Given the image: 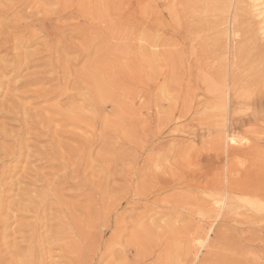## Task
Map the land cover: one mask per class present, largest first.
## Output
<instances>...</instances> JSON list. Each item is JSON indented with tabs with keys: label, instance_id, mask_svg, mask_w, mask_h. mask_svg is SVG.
Instances as JSON below:
<instances>
[{
	"label": "rangeland",
	"instance_id": "obj_1",
	"mask_svg": "<svg viewBox=\"0 0 264 264\" xmlns=\"http://www.w3.org/2000/svg\"><path fill=\"white\" fill-rule=\"evenodd\" d=\"M149 1L113 0L125 25L112 36L66 19L45 34L35 23L54 0H26L21 16L3 7L0 264H264V200L251 192L264 186V0H237L239 16L210 33L157 43L141 25ZM12 17L38 39L27 45ZM200 43L236 47L237 84Z\"/></svg>",
	"mask_w": 264,
	"mask_h": 264
},
{
	"label": "bare ground",
	"instance_id": "obj_2",
	"mask_svg": "<svg viewBox=\"0 0 264 264\" xmlns=\"http://www.w3.org/2000/svg\"><path fill=\"white\" fill-rule=\"evenodd\" d=\"M2 1L0 0V14L4 13L2 11H4L7 8H13L14 10L12 11L13 13L15 11H17V13L19 12L20 15V7L21 6H25L26 5V0H7L8 2H11L12 4L9 5H4L2 6ZM6 1V2H7ZM151 1V0H150ZM149 1V3H150ZM158 1V2H157ZM152 2V1H151ZM112 3L113 0H54V5H58L56 8H53V10H50V12L45 13V17H40L37 18V21L35 24H39L44 28V32L45 34H49L51 36H54L55 33L58 31L59 33H61L64 29L63 27H60L55 23H53L54 25H56L55 28H52L51 30H48L46 27L49 24L51 26L52 22L55 19H66V20H70V21H77L76 23H71L68 24L67 26L70 27V31L75 32V30H78L81 33H94V32H98L100 34H104L105 36H109V35H113V34H118L120 35L123 30H124V25H125V19H124V15L122 12H117L116 15L114 14V11L112 9ZM145 3V2H144ZM147 3V2H146ZM148 3V4H149ZM6 4V3H4ZM153 4V3H152ZM151 7L148 6L147 4H144L145 6L144 9H148L149 10V15H147L146 20L144 19V21L142 22V26H143V30L145 32V35L148 33H154L156 36V43L161 39V37L166 38V37H172L175 39H188L190 40L192 37H195L197 34H199L202 31H210L213 27L215 28V26L218 25H223L225 24L227 21L226 16L228 17L229 14H231L230 18H233V20L237 17V13L240 10V8L237 7V0H155V3L152 5ZM28 5V4H27ZM51 6V5H50ZM239 6V5H238ZM4 7V8H3ZM28 7V6H27ZM22 8V7H21ZM25 8V7H24ZM25 10V9H24ZM40 10V9H39ZM8 11L10 12V10L8 9ZM147 11V10H146ZM7 12V10H6ZM5 12V13H6ZM262 12V11H261ZM46 14L48 15V17L46 16ZM152 14V18L153 20L150 19V15ZM6 15V14H5ZM9 15V14H8ZM13 15V14H11ZM23 15V14H22ZM258 15V14H257ZM21 16V15H20ZM239 16V15H238ZM8 17V16H7ZM11 17V16H10ZM25 17V15H24ZM33 15L31 14V12L29 14L26 15L27 19H32ZM97 17H99L100 19H104L105 17V21H104V25L100 24V27H98L97 25H95L93 22L89 23L90 21H94L95 19H97ZM1 19V18H0ZM9 19L8 21H10L8 24H10V26L12 27L11 29L17 30V29H22V30H29L28 27L30 25L34 26L35 24H30V25H21L22 21H24V18H17V17H12V18H7ZM46 19V20H45ZM5 20V19H4ZM45 20V21H44ZM229 20V19H228ZM2 21V20H1ZM0 21V34H2L3 36L5 35V38L8 41V38L10 36L11 33L7 34L6 33L8 31H3L2 28V22ZM7 21V22H8ZM88 22V24H90L89 26H86L85 22ZM153 21V22H151ZM29 22V21H28ZM223 22V24H222ZM27 23V22H25ZM24 23V24H25ZM97 23V22H96ZM4 24V23H3ZM7 24H5L4 26H6ZM37 26V25H36ZM53 27V26H52ZM33 28V27H32ZM38 28V27H37ZM154 30H153V29ZM21 30V31H22ZM47 30V33H46ZM152 30V32H151ZM84 31V32H83ZM20 32V31H18ZM24 32V31H23ZM41 32V31H40ZM57 32V33H58ZM64 32V31H63ZM43 33V32H42ZM210 33V32H209ZM19 34V33H18ZM29 34L28 37H26V35ZM44 34V33H43ZM102 34V35H103ZM38 35V33H36L34 30H29L26 32V34L24 35V38H27V45H31L30 42L33 43V40L35 39V37ZM57 35V34H56ZM12 36V34H11ZM20 36V35H19ZM18 36V38H19ZM58 36V35H57ZM60 36V35H59ZM58 36V37H59ZM64 36V35H63ZM153 36V35H152ZM50 37V36H49ZM66 37H68L66 35ZM14 38V36H13ZM37 38V37H36ZM40 38V37H39ZM45 38V37H44ZM48 38V37H47ZM61 38V37H60ZM65 38V37H64ZM11 39H9V42H11ZM38 39V38H37ZM106 39V38H105ZM13 40V39H12ZM19 40V39H17ZM23 40V39H22ZM50 40V39H49ZM65 40V39H64ZM209 40V38L207 39ZM5 41V40H4ZM110 41V39L108 40ZM179 41V40H178ZM185 41V40H184ZM25 43V42H24ZM42 43V42H41ZM155 43V45H156ZM207 43H209V41H207ZM10 44V43H9ZM19 44V43H18ZM54 44H56L54 42ZM53 44V45H54ZM175 44V42H174ZM184 44V43H183ZM205 44V43H204ZM25 45V44H24ZM57 45V44H56ZM64 45V44H63ZM177 45V44H176ZM175 45V46H176ZM55 46V45H54ZM54 46H49V48L47 50L51 51L54 48ZM154 46V45H153ZM173 46V45H172ZM206 46V45H205ZM16 47V45H15ZM58 47V45H57ZM61 47V45H60ZM211 47V46H209ZM7 48V47H6ZM59 48V47H58ZM148 48V52L149 49H151V47H147ZM156 49L152 52H149L150 56L154 57L157 56L159 54V52L161 51V44H157ZM199 48H201L202 51L206 52L207 50H210V53L213 54V57H219L221 55L220 58V68L223 70L224 73L229 75V80L232 82V84L234 85V83H236L238 81V75L236 72L237 69V57L239 55V53L237 54L236 52H234L233 54H231V52L233 51V49H235L236 47H233V49L229 48L226 45V51H222L219 52L218 48L216 46L213 45L212 48L207 49L205 47H203L202 43H200ZM9 49V48H8ZM57 49V48H56ZM187 49V48H186ZM147 50V49H146ZM54 51V50H53ZM58 50H56L57 52ZM175 53H180L179 52V48H176ZM185 51V50H183ZM183 51L182 53L179 54V56H183ZM235 51V50H234ZM186 52V51H185ZM50 53V52H49ZM53 53V52H52ZM51 53V54H52ZM227 54V56H223L225 54ZM54 54V53H53ZM201 54V53H200ZM208 54V52H207ZM55 55V54H54ZM206 55V54H205ZM231 55V57H229ZM56 57V55L54 56ZM229 58H232V60L230 61ZM239 58V57H238ZM62 59V58H61ZM53 60V59H52ZM55 60V58H54ZM182 60V59H181ZM59 61V60H58ZM57 61V63H58ZM62 61V60H61ZM51 62V61H50ZM54 63V62H52ZM185 63V62H184ZM55 64V63H54ZM57 65V64H56ZM227 66L229 68H227ZM184 69V67H183ZM55 70V69H54ZM152 70V69H151ZM155 70V69H154ZM153 70V71H154ZM56 71V70H55ZM257 72V71H256ZM56 73V72H55ZM59 73V72H58ZM57 73V74H58ZM151 75L154 74V72L152 73L150 71ZM239 73V72H238ZM149 74V73H148ZM52 75V74H51ZM56 75V74H55ZM257 75H259V79H261L262 76H264V73L261 75L257 73ZM58 77V76H57ZM57 77H54L57 78ZM51 78V77H50ZM156 78V77H155ZM53 79V80H54ZM155 82V81H154ZM58 84V82L56 83ZM237 84V83H236ZM147 88V87H146ZM264 88V87H263ZM145 89V88H144ZM148 89V88H147ZM146 89V90H147ZM149 90V89H148ZM57 92V91H56ZM59 92V90H58ZM61 92V91H60ZM59 92V93H60ZM149 92V91H148ZM260 93V92H259ZM55 94V93H54ZM57 94V93H56ZM151 94V93H150ZM149 95V93H148ZM144 103V102H143ZM152 105V104H151ZM144 108V107H143ZM149 108V107H148ZM262 124V123H261ZM220 137V136H219ZM220 139V138H219ZM240 147V146H239ZM220 151V150H219ZM260 154V153H259ZM260 157V156H259ZM256 159V157H255ZM262 160V159H261ZM258 161V160H257ZM255 163V162H254ZM262 163V162H261ZM257 164V163H256ZM261 166V164H260ZM257 167V166H256ZM259 169V168H258ZM255 170V169H254ZM257 170V169H256ZM10 172V171H9ZM257 172H259L257 170ZM256 172V173H257ZM262 175V173H261ZM63 176V175H62ZM259 176V175H258ZM263 176V175H262ZM264 177V176H263ZM250 178V177H249ZM256 179V178H255ZM264 180V179H263ZM260 181V180H259ZM262 182V181H261ZM57 183V182H56ZM259 183V182H257ZM239 184V183H238ZM244 185V184H243ZM241 186V183H240ZM236 187V186H235ZM239 187V186H238ZM239 189V188H238ZM247 189V188H246ZM244 190V189H243ZM237 191V190H236ZM252 194L255 196L257 202L259 204H261V201L264 200V186L261 184H255V188L254 190L251 191ZM234 194V193H233ZM242 194V193H241ZM248 194V193H247ZM47 197L42 198V200L39 203H35L34 208L38 209L37 210V214L40 213L39 210H43L48 208L47 206L48 204V200ZM172 208V207H171ZM44 212V211H43ZM57 219V218H56ZM37 221V220H36ZM48 221V220H47ZM260 221V219L256 218L255 220ZM254 222V220H253ZM50 223V222H49ZM255 223V222H254ZM260 225V224H259ZM39 231V230H38ZM32 232V236L35 237V234L37 233V231L32 228L31 229ZM47 233V232H45ZM31 234V233H30ZM55 237V239L57 240L58 238H56L57 233H54L53 235ZM40 239V238H39ZM49 239V238H48ZM61 240V238H60ZM43 241V240H42ZM52 242V241H51ZM58 242V241H57ZM50 245V244H49ZM60 245L58 244V247ZM108 246V245H107ZM49 250L51 249V246L48 247ZM98 247H101V245H98ZM38 248V247H37ZM43 250L42 251H47L50 253L49 250ZM106 249V248H105ZM104 249V250H105ZM40 249H35L34 246L31 247V251L29 254H27V257L29 256H33L34 258H32L33 260H35V257L38 256V254L40 253L39 251ZM54 250V249H53ZM103 250V251H104ZM41 251V252H42ZM52 252V251H51ZM96 252V251H95ZM1 253V252H0ZM54 253V252H52ZM14 254V253H13ZM44 254V252H43ZM51 254V253H50ZM105 254V253H104ZM46 255V254H45ZM7 256V255H5ZM10 256V255H9ZM48 255H46L45 257H43L44 259L47 258ZM52 256V255H51ZM50 257V256H49ZM48 257V258H49ZM60 257L61 253H60ZM52 259V258H51ZM100 259V258H99ZM32 260V261H33ZM48 260V259H46ZM50 260V259H49ZM5 261V260H4ZM29 263L28 264H33V262H30V259L28 260ZM37 261V259H36ZM1 262V261H0ZM35 262V261H34ZM48 262V261H47ZM50 262V261H49ZM2 263V262H1ZM4 263V262H3ZM37 264L38 261L36 262ZM42 264V263H40ZM49 264V263H48Z\"/></svg>",
	"mask_w": 264,
	"mask_h": 264
}]
</instances>
